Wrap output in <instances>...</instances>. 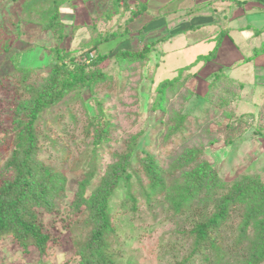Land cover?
Segmentation results:
<instances>
[{
  "label": "rangeland",
  "instance_id": "obj_1",
  "mask_svg": "<svg viewBox=\"0 0 264 264\" xmlns=\"http://www.w3.org/2000/svg\"><path fill=\"white\" fill-rule=\"evenodd\" d=\"M52 1L0 0V122L5 125L10 120L11 86L18 85V68L32 70L35 84L45 83L54 59L51 48L57 40L69 64L84 62L88 71L107 73L111 79L94 90L75 88L43 114L40 129L54 140V147L44 146L39 158L51 163L63 177L61 188L54 194L52 212L39 213L52 238L47 253H43L35 245L24 248L12 236H6L0 239V264H39L44 260L77 264L78 245L86 235L89 219V207H77L78 195L93 200L108 171L126 152L132 155L129 171L137 193L142 185H148L143 158L149 153L166 170L181 155L199 149L226 181L245 174L264 180V133L258 132L264 127V117L258 122V116L241 111L251 108L250 100L243 99L239 108L236 98L240 91L235 86L223 87L208 106L199 96L208 92L209 79L206 72L198 73L195 65L182 85L169 89L162 105L156 102L160 82L173 78L179 68L195 62L213 47L204 39L212 33L211 26L185 31L186 23L176 25L210 0H144L143 10L137 3L140 0H121L118 4L116 0H66L60 5L59 38L45 20ZM212 4L205 8L218 7L214 0ZM250 4L241 8L247 12ZM251 15L237 17L234 24L251 21L256 27L264 25V16ZM231 34L244 51L264 43V37H254L245 45L242 37H235L238 32ZM158 38L165 39L145 60H120L116 56L123 49L139 50ZM93 54L107 57L91 64ZM250 67L246 63L230 72L233 77L250 81ZM220 103L225 107H219ZM183 113L189 115L182 120ZM93 115L109 118L110 132L102 143L96 142L94 130L89 136L84 133L86 121L89 124ZM44 143L48 145V141ZM9 155L10 150H4L1 162ZM126 190L125 182H121L110 201L120 244L118 264H175V256L167 253L168 246L177 242L176 249L169 251L178 254L184 253L185 246L177 230L180 222L169 212V201L164 196L153 205L155 208H149L141 197L137 213H123L120 204Z\"/></svg>",
  "mask_w": 264,
  "mask_h": 264
},
{
  "label": "trees",
  "instance_id": "obj_2",
  "mask_svg": "<svg viewBox=\"0 0 264 264\" xmlns=\"http://www.w3.org/2000/svg\"><path fill=\"white\" fill-rule=\"evenodd\" d=\"M64 1L53 0V6L45 14L48 27L58 38L62 30L60 5ZM120 1L116 0V3ZM137 3L142 10L146 7L144 0ZM165 38L148 41L139 50L123 49L116 56L120 60H145L157 43ZM219 42L220 39L208 54L200 55L195 62L179 68L173 78L160 82L156 99L159 106L170 88H178L186 81L195 65L216 56ZM58 43L59 40L51 48L54 59L45 83L35 84L32 70L18 68L21 74L18 85L11 86L10 120L5 125L0 122V239L12 236L22 247L35 245L43 253H47L52 235L42 225L39 213L41 210L52 212L54 194L63 182L62 174L51 163L39 158L44 146L54 147V140L45 129H40L43 114L61 103L75 88L83 86L94 90L111 79L107 73L88 71L84 62L74 66L69 64L66 52ZM93 56L91 64H97L107 54ZM208 79V92L204 96L198 95L208 106L223 87H236L222 70L210 74ZM2 87L3 79L0 77V89ZM218 106L225 107L222 103ZM187 114L183 113L181 119H186ZM251 114L258 116L260 122L264 117V104ZM74 122L78 124L75 118ZM86 124V136L94 130L97 143L108 138L111 127L108 117L93 115L90 123L86 121ZM258 132L264 133V127H260ZM42 138L47 139L48 145ZM4 150H10V155L1 162ZM205 154L199 149L189 150L165 170L149 153L143 158L148 185L141 184L142 188L137 193L129 171L132 155L123 153L106 174L102 188L93 200L89 202L83 194L78 195L77 207L80 209L83 204L87 205L89 219L85 223L86 235L78 245L77 264H118L120 244L116 238L110 201L121 182L127 186L126 197L120 204L123 213L128 210L137 213L141 197L149 208H155L153 205L164 196L169 201V212L173 220L180 222L177 230L185 246L184 253L180 254L169 251L176 249L177 242L168 246L167 253L175 256V264H264V180L245 174L226 181ZM39 264L51 263L44 260Z\"/></svg>",
  "mask_w": 264,
  "mask_h": 264
},
{
  "label": "crops",
  "instance_id": "obj_3",
  "mask_svg": "<svg viewBox=\"0 0 264 264\" xmlns=\"http://www.w3.org/2000/svg\"><path fill=\"white\" fill-rule=\"evenodd\" d=\"M212 3L213 0L201 3L202 5L197 7L194 14L187 18H182V20L176 23V25L186 23L187 29H184L185 31H190L192 29L191 27L196 26H211L209 29H213L212 33L208 34L204 39L213 43V47L205 54H208L213 50L220 39L219 47L215 57L208 61H201L195 66L197 67L196 71L198 73H200V71L201 73L206 72V77H209L210 74L216 71H224L228 79L235 83L236 88L240 91L236 98L238 107H241L240 103H242L243 99L250 100L248 105L251 106V108H240L241 111L256 113L264 104V43H262V46L260 47L252 46L251 48H246L247 51H244L241 48V44H237L236 39H234V35H232L231 32H238L239 35H235V37H239L240 39L242 37L241 43H245V45L250 44L248 41L252 39L254 40V37L263 38L264 25L256 27L251 21L235 25L234 20L243 14L250 15V13L252 14L251 16H256L258 14L263 17L264 0H214V4H218V7L217 5H214L213 8H205L209 4L213 5ZM248 3H251L252 5L250 4V8L245 12V7H241L243 5L246 6ZM230 9H232V11H229ZM215 14L217 15V18L215 17ZM246 63L251 64L250 69L252 72L250 75L252 76V79L250 81L241 80L240 78L231 75V69ZM213 64L215 66H212Z\"/></svg>",
  "mask_w": 264,
  "mask_h": 264
},
{
  "label": "built area",
  "instance_id": "obj_4",
  "mask_svg": "<svg viewBox=\"0 0 264 264\" xmlns=\"http://www.w3.org/2000/svg\"><path fill=\"white\" fill-rule=\"evenodd\" d=\"M90 59H91V58H90ZM90 59H88L87 61L89 62Z\"/></svg>",
  "mask_w": 264,
  "mask_h": 264
}]
</instances>
